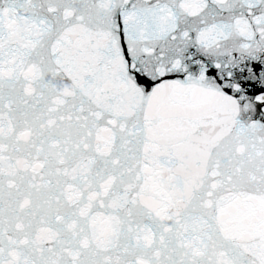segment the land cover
<instances>
[{"label": "snow or ice", "instance_id": "6c2138e0", "mask_svg": "<svg viewBox=\"0 0 264 264\" xmlns=\"http://www.w3.org/2000/svg\"><path fill=\"white\" fill-rule=\"evenodd\" d=\"M0 264H264V0H0Z\"/></svg>", "mask_w": 264, "mask_h": 264}]
</instances>
